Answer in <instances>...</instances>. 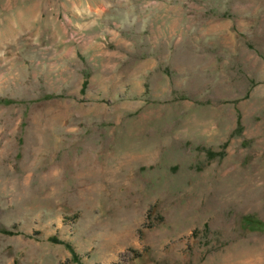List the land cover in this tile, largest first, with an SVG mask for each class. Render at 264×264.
Here are the masks:
<instances>
[{
    "label": "rangeland",
    "instance_id": "rangeland-1",
    "mask_svg": "<svg viewBox=\"0 0 264 264\" xmlns=\"http://www.w3.org/2000/svg\"><path fill=\"white\" fill-rule=\"evenodd\" d=\"M263 79L264 0H0V264H264Z\"/></svg>",
    "mask_w": 264,
    "mask_h": 264
},
{
    "label": "crops",
    "instance_id": "crops-1",
    "mask_svg": "<svg viewBox=\"0 0 264 264\" xmlns=\"http://www.w3.org/2000/svg\"><path fill=\"white\" fill-rule=\"evenodd\" d=\"M171 24H172L171 21L170 22L168 21L166 23V28L164 29V31L163 32L160 31L158 33V38H160L161 36H164V37L169 36L168 39L171 40L172 42L173 41L175 42L177 38L180 39L178 34H176L175 32H173V30L170 29ZM209 25L211 27L208 28V31H205L204 34L200 35L202 37H205L206 41L214 39V43L211 46H208V45L206 46L205 53H204V54H206V56L204 54L200 53L201 47H197L195 50H193V52H191V54H187V56H185V54H182V56L184 58L181 56H176V47L174 45L168 44L167 37H165L167 39V42H166L165 51L163 54H159V51H158V55L155 53L150 54L149 53L150 50L148 51L147 57L149 60H151V63L149 65V67L147 68V70L144 69V72L142 74V79L145 83V87L148 84V87H147L148 93H150V94L154 93V92L160 93L161 88L159 85H157V84H160V79L165 78L166 81H169V78H173L170 76V75L173 76L172 70H177L180 67V64L182 63V60H184V61H186V60L193 61L194 60L195 62H199V63L195 64L196 67H199L200 69L203 67L202 69H204L207 67V60H209L211 58V56L218 54V53L213 52V50H217V48H218L219 43H217V41L222 40V38H225L226 40H230V41L232 39L233 41H235L236 38H239L237 35V34H239L238 33L239 31L235 30L233 23L229 20L228 21H222V22H215V23L210 22ZM221 25H223V26H221ZM195 39L198 42L201 41L200 37L199 38L196 37ZM191 45H196V44L193 42ZM230 45H231V43H230ZM160 47H161V45H160ZM232 47H235V45L232 44ZM209 48L211 49V51H209ZM239 48L240 47L237 44L236 49L238 50V52H235V50H234V52L232 51V53H237L239 56V54H240ZM230 50H231V48H230ZM229 53H231V52L229 51ZM253 55H255V54H251L250 57H248L247 59L242 61L243 65L241 67L243 68L244 72L239 75V77L241 79L242 78L245 79L243 82L247 83L246 87L243 90V93H245V94L247 92L249 93V91H250L249 86L252 84L251 81H248L249 77L252 76L251 78H253V77L258 76L257 73H258L259 69L261 70V68H262L261 58L258 57L257 55L256 56H253ZM208 57H209V59H208ZM221 59H222V57L219 60H221ZM223 60H225V61H221V63H219L217 66L218 75H222V70L225 69V71H226V69L228 67V61H227L228 57L225 56V59H223ZM163 61L165 63L169 64V66L166 65L163 68L164 73L161 71V66H162ZM254 61H255V64H254V68H253V67H251V65ZM245 67H247V70ZM244 68H245V70H244ZM157 71H158V75H156ZM159 72H161V73H159ZM193 75H194V73H193ZM156 76L158 77L157 81L154 79V78H156ZM182 79H183V75H182ZM170 81H171V79H170ZM226 81L228 83V80H226ZM180 82H182V81L180 80ZM88 83H89L88 80H86V79L82 80L80 92L83 91L85 93L86 88L88 86ZM128 88H129V85L126 88V90L129 91ZM168 89L172 90L171 93L175 92V87L172 86L169 82H168V86H166V89L163 90V92L168 90Z\"/></svg>",
    "mask_w": 264,
    "mask_h": 264
},
{
    "label": "trees",
    "instance_id": "trees-1",
    "mask_svg": "<svg viewBox=\"0 0 264 264\" xmlns=\"http://www.w3.org/2000/svg\"><path fill=\"white\" fill-rule=\"evenodd\" d=\"M213 155V153H211Z\"/></svg>",
    "mask_w": 264,
    "mask_h": 264
}]
</instances>
